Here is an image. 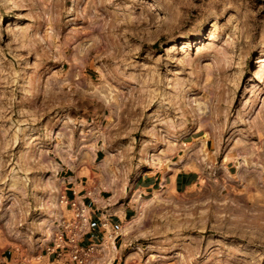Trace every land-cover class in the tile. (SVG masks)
Listing matches in <instances>:
<instances>
[{
  "label": "rangeland",
  "instance_id": "1",
  "mask_svg": "<svg viewBox=\"0 0 264 264\" xmlns=\"http://www.w3.org/2000/svg\"><path fill=\"white\" fill-rule=\"evenodd\" d=\"M261 57L264 0H0L2 244L52 238L48 180L56 221L65 180L81 195L110 171L134 191L170 161L198 177L184 195L201 210L170 231L189 264H264Z\"/></svg>",
  "mask_w": 264,
  "mask_h": 264
},
{
  "label": "crops",
  "instance_id": "2",
  "mask_svg": "<svg viewBox=\"0 0 264 264\" xmlns=\"http://www.w3.org/2000/svg\"><path fill=\"white\" fill-rule=\"evenodd\" d=\"M197 180L194 172L186 170L166 175L165 181L157 173L149 172L135 179L134 191L114 192L112 186L92 192L86 190L81 195L83 189L76 191L78 179L76 182L65 180L64 195L84 210L79 244L94 248L84 264H189L186 246L170 231L177 217L201 210L200 206L191 208V198L184 195ZM46 210L49 214L46 217L50 219L42 218L45 222L41 219L40 224L50 229L46 234L53 233L52 238L41 244L19 240L21 248L0 241V264H34L36 260L37 264H81L71 259L66 243L64 249L55 247L63 218L74 217L75 210L67 207L69 214L62 213L56 221L53 218L57 211L50 214L48 207Z\"/></svg>",
  "mask_w": 264,
  "mask_h": 264
},
{
  "label": "built area",
  "instance_id": "3",
  "mask_svg": "<svg viewBox=\"0 0 264 264\" xmlns=\"http://www.w3.org/2000/svg\"><path fill=\"white\" fill-rule=\"evenodd\" d=\"M61 198L65 199L68 207L75 210V215L74 217L63 218L62 229L56 238L55 247L56 249H64L66 245H69L71 259L84 264L94 251V248L91 246L83 247L79 244V238L83 230L81 220L84 210L76 201L69 200L65 195H62ZM64 243H66V245ZM58 255L59 257L62 256V251H60Z\"/></svg>",
  "mask_w": 264,
  "mask_h": 264
},
{
  "label": "bare ground",
  "instance_id": "4",
  "mask_svg": "<svg viewBox=\"0 0 264 264\" xmlns=\"http://www.w3.org/2000/svg\"><path fill=\"white\" fill-rule=\"evenodd\" d=\"M262 58V57H261ZM84 58L83 57H79V56H77L76 57V59L75 60H80L78 63H76V65H75V68H82V65H83V62H82V60H83ZM264 59L262 58V59H259V62H262ZM95 148H96V146H95V144L94 145H91V151L92 152H94L95 151ZM236 158V157H235ZM145 159L151 164H154V163H156V155H155V153H152V152H149V153H147L146 154V156H145ZM237 163H238V168H239V176H240V178H245L246 177V174H247V172H248V168H246V166H245V162H243V161H241L238 157H237ZM105 163V162H104ZM106 164V163H105ZM108 165V164H107ZM172 165H173V163L171 164V162L170 161H166V162H164L163 164H162V168L164 169L163 170V172H164V181H165V176H166V173L168 172L167 170H166V168H170V167H172ZM53 166H57L56 164H54L53 163ZM108 167V166H107ZM107 167L104 165V168H105V171H107ZM168 174V173H167ZM115 179H116V177L114 178V175H112L111 173H110V171H107V182L105 183L106 185V187H112L113 185H115ZM50 181L48 180V185H49V189L51 190V197H50V199L47 201V204H48V208H49V212H50V214L53 212V211H55V209L57 208V207H60L58 204H59V196L57 195V193L60 191V187H61V185L59 184V183H57V182H50ZM124 190V189H123ZM116 191V190H115ZM56 212H54V214H55ZM51 217V216H50ZM47 218V217H46ZM45 218V219H46ZM45 219L43 220L44 222H45ZM47 219H50V218H47ZM42 221V222H43ZM51 221V220H50ZM41 222V221H40ZM42 222H41V224H42ZM47 222V221H46ZM52 222V221H51ZM50 222V223H51ZM49 223V224H50ZM45 224H47V223H45ZM44 225V224H43ZM42 225V226H43ZM50 226V225H49ZM48 226V227H49ZM46 227V226H45ZM44 227V228H45ZM52 227V226H51ZM50 228V227H49ZM48 229H46V231H47ZM48 231H50V229L48 230ZM47 231V232H48ZM46 233V232H45ZM50 233V232H49ZM50 236V235H49Z\"/></svg>",
  "mask_w": 264,
  "mask_h": 264
}]
</instances>
